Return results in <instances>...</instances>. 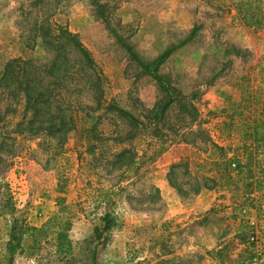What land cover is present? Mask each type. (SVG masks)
I'll list each match as a JSON object with an SVG mask.
<instances>
[{
    "label": "rangeland",
    "instance_id": "1",
    "mask_svg": "<svg viewBox=\"0 0 264 264\" xmlns=\"http://www.w3.org/2000/svg\"><path fill=\"white\" fill-rule=\"evenodd\" d=\"M92 1L0 0L5 59L47 61L51 54L38 35L34 42L36 25L66 26L91 53L101 87L96 109L91 90H62L64 103L77 102L73 128L60 140L45 137L46 131L29 133L25 122L19 128L20 105L12 102L3 115L0 264H91L94 230L107 208L116 222L96 264H264V0L262 20L251 27L234 17L230 0H97L115 33L144 62L186 41L158 69L181 95L154 131L130 126L109 109L146 122L162 94ZM0 105L4 109L6 101ZM213 145L235 177L227 188L212 187L208 166L198 167L219 157ZM172 166V181L185 193L169 180ZM99 188L113 191L110 206L96 200ZM13 219L42 231L35 246L28 236L9 262ZM64 221L70 223L69 255L56 251Z\"/></svg>",
    "mask_w": 264,
    "mask_h": 264
},
{
    "label": "trees",
    "instance_id": "2",
    "mask_svg": "<svg viewBox=\"0 0 264 264\" xmlns=\"http://www.w3.org/2000/svg\"><path fill=\"white\" fill-rule=\"evenodd\" d=\"M230 2L235 12L234 17L244 26L251 27L261 22L260 0H230ZM92 3L96 7L100 18L107 24L110 33L115 36L129 58L135 62L144 74L151 76L156 81L162 94L155 106L147 110V114L149 115L145 116L146 122L138 120L128 111L117 106L111 105L109 109L118 114L130 126L136 127L138 124H141L151 127L153 131L158 130L157 126L163 120V114L172 102L179 100V96L181 95L177 89L171 87L169 82L158 73V69L186 41H182L179 44H171L151 62H144L133 51L132 47L115 33V30L108 23L107 16L104 14L103 5L97 0H93ZM192 34H194V29L190 35ZM36 36L39 37V43L51 54V57L43 63L38 58L31 57L24 58L19 56L5 59V55L0 49V101H6L4 109L0 105V121L3 119V115L9 113L10 104L13 102L15 106H21V120L17 124L19 128L25 122L26 131L29 133L46 131L45 137H57L60 140L73 128L74 120L71 111L77 102L73 100L64 103L65 99L61 97L62 90L65 89L70 95L81 93L84 89L91 90V97L96 101L95 109L99 108L101 105L99 75L91 53L82 45L77 34L70 31L66 26L56 24L54 28H51L49 25H36L33 38H35L34 42L37 44ZM72 55L76 58L73 59ZM73 81L77 85L69 89V84ZM262 105V114H264V97ZM65 111L70 112L65 114L63 113ZM212 148L213 154H215L214 151H219V157L209 158V161L198 165V167L208 166V171L212 175V187L227 188L235 181L230 162L223 156L220 147L213 145ZM89 149L93 150L92 147H89ZM124 153L125 151H121L117 155V159L122 158ZM174 166H172L168 173L169 180H171V184L179 192L185 193L176 182L172 181ZM237 168H239V164H237ZM58 188L59 190L61 189L60 184ZM196 190H199V186L194 189L195 192ZM112 197L113 191L111 190L105 188L96 190L95 198L98 203L110 206L112 204ZM115 222L114 214L107 208L101 216V225L94 230L91 264H96L99 249L106 243L107 234L113 228ZM69 227V221H64L59 225L56 236V251L59 254L69 255L72 251L71 241L68 237ZM41 231V228L30 226L18 219H13L6 245L9 262L12 261L17 253L23 251L24 242L28 236L32 238L33 246H35L39 241L37 234Z\"/></svg>",
    "mask_w": 264,
    "mask_h": 264
},
{
    "label": "crops",
    "instance_id": "3",
    "mask_svg": "<svg viewBox=\"0 0 264 264\" xmlns=\"http://www.w3.org/2000/svg\"><path fill=\"white\" fill-rule=\"evenodd\" d=\"M204 197L207 196L208 194L205 192L203 193ZM202 196V194L199 196V198Z\"/></svg>",
    "mask_w": 264,
    "mask_h": 264
}]
</instances>
